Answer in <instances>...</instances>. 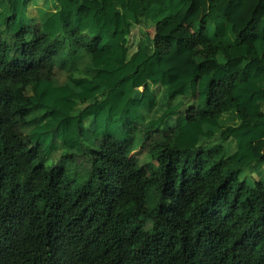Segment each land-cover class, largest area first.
Listing matches in <instances>:
<instances>
[{"label": "trees", "instance_id": "16d2710c", "mask_svg": "<svg viewBox=\"0 0 264 264\" xmlns=\"http://www.w3.org/2000/svg\"><path fill=\"white\" fill-rule=\"evenodd\" d=\"M191 1L0 0V264H264V7Z\"/></svg>", "mask_w": 264, "mask_h": 264}, {"label": "rangeland", "instance_id": "374dc122", "mask_svg": "<svg viewBox=\"0 0 264 264\" xmlns=\"http://www.w3.org/2000/svg\"><path fill=\"white\" fill-rule=\"evenodd\" d=\"M255 19L259 18V14H254ZM64 54V53H63ZM61 54V55H63ZM182 59V58H181ZM57 66L62 71L67 67L66 63L68 61L67 57L64 56L57 59ZM177 61V59H176ZM179 61L180 58H179ZM66 70V69H65ZM59 71V70H58ZM67 72V70H66ZM66 72H61L62 76L57 77L58 80H62L65 77ZM57 80V81H58ZM165 98L164 93L159 99V104L157 105L156 109L150 114V117H153L156 115L157 112L165 109V102L163 100ZM226 118V117H225ZM181 119L177 120H170L167 122L165 126L158 129L157 132L151 131L148 127L144 129V131H141L142 138L141 140H144L143 142L139 143L137 146V150L134 151L133 155L136 156L141 164H144L147 161L148 154L152 150L153 147L159 146L164 141L169 140L170 138L174 137L176 134V129L178 127V124L180 123ZM227 123L234 126V123H231V121L227 118ZM61 147V145H59ZM59 147V148H60ZM49 165H56L59 166L62 169L71 171L73 170L74 166L72 163L64 160L61 157V150L59 149L58 152L51 157V160L49 162ZM264 163L256 168H246L243 170L242 173V180H246L250 185L253 183V178H264Z\"/></svg>", "mask_w": 264, "mask_h": 264}, {"label": "crops", "instance_id": "0c3cea01", "mask_svg": "<svg viewBox=\"0 0 264 264\" xmlns=\"http://www.w3.org/2000/svg\"><path fill=\"white\" fill-rule=\"evenodd\" d=\"M153 1L158 4H163L165 3L166 0H153ZM259 5H260V8L264 7V0H260ZM207 11H208V3L206 0H192L190 3L186 5L183 11L179 14L178 18L185 22H193L195 20L201 19L202 16ZM147 33H150L153 35L154 27L149 22L141 20L140 26H139V35L143 37ZM174 54L175 52H171L170 55L164 58V62L169 66L170 72L172 73V75H175L179 72L187 73L193 69V67L195 66L193 52L185 55V58L181 60V62L176 61V57L174 56ZM164 99L165 98H163V100ZM263 110H264V105H263ZM256 145L258 149L257 154L263 153L264 152V140L257 143Z\"/></svg>", "mask_w": 264, "mask_h": 264}]
</instances>
